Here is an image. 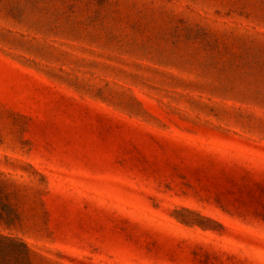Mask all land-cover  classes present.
I'll use <instances>...</instances> for the list:
<instances>
[{"label": "rangeland", "instance_id": "1", "mask_svg": "<svg viewBox=\"0 0 264 264\" xmlns=\"http://www.w3.org/2000/svg\"><path fill=\"white\" fill-rule=\"evenodd\" d=\"M0 264H264V0H0Z\"/></svg>", "mask_w": 264, "mask_h": 264}]
</instances>
